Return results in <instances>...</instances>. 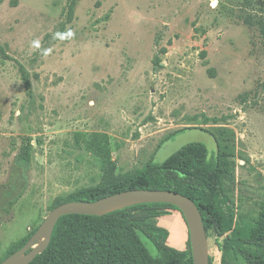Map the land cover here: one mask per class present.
I'll return each instance as SVG.
<instances>
[{"label": "rangeland", "instance_id": "374dc122", "mask_svg": "<svg viewBox=\"0 0 264 264\" xmlns=\"http://www.w3.org/2000/svg\"><path fill=\"white\" fill-rule=\"evenodd\" d=\"M192 128L226 156L225 235L208 230L211 264H243L217 242L264 235V0H0V259L57 205L142 175ZM28 142V187L5 215ZM136 236L128 260L153 264L157 250Z\"/></svg>", "mask_w": 264, "mask_h": 264}, {"label": "trees", "instance_id": "16d2710c", "mask_svg": "<svg viewBox=\"0 0 264 264\" xmlns=\"http://www.w3.org/2000/svg\"><path fill=\"white\" fill-rule=\"evenodd\" d=\"M73 6L72 1L69 5L70 12ZM201 55L205 56V53L202 52ZM18 71L25 88L28 89L26 71L21 65H18ZM210 122L216 124L218 120L203 118L202 123ZM210 135L215 140V152L209 153L202 143L188 144L163 162L151 161L142 175L124 184L80 191L63 203L92 202L128 190L173 191L194 202L201 215L207 237L210 229L217 238L224 237L219 199L225 177L226 156L220 152L215 136L211 133ZM102 143L101 141L97 147L96 153L99 158L105 154ZM32 159V147L28 142L13 158L12 168L19 188L1 209L3 214L8 215L27 190ZM13 180L12 178L9 183L11 184ZM172 211L179 212L177 208L168 204H143L101 217L81 215L62 217L54 228L47 249L30 264H131L132 262L128 260L129 254L136 246L140 247L137 232L143 234L157 250L159 256L157 260L152 261L153 264H193L189 240L187 251L170 247L167 242L169 232L155 222L157 218L167 216ZM36 230L29 232L13 250L0 259V262L21 249ZM217 245L224 259L230 258L243 264H264V235L225 236L223 242H217Z\"/></svg>", "mask_w": 264, "mask_h": 264}, {"label": "water", "instance_id": "95a60500", "mask_svg": "<svg viewBox=\"0 0 264 264\" xmlns=\"http://www.w3.org/2000/svg\"><path fill=\"white\" fill-rule=\"evenodd\" d=\"M204 134L201 139L212 149L214 138L207 132L192 129L175 137L161 151L163 162L184 146L194 143V136ZM143 204H168L179 210L188 230V240L193 264H209L208 239L198 208L189 198L165 190H128L92 202H66L53 208L25 245L6 257L0 264H30L49 246L54 228L65 216L81 215L101 217L128 207Z\"/></svg>", "mask_w": 264, "mask_h": 264}, {"label": "crops", "instance_id": "0c3cea01", "mask_svg": "<svg viewBox=\"0 0 264 264\" xmlns=\"http://www.w3.org/2000/svg\"><path fill=\"white\" fill-rule=\"evenodd\" d=\"M165 219H164L165 222H163L165 224L161 225V227L167 229V231L169 232V237L167 242L170 241L171 244L168 245L175 249H179L178 247L181 244L185 243V240H188V230L187 228H184L183 216L178 211H172L168 216H166ZM185 231H186V238L184 239Z\"/></svg>", "mask_w": 264, "mask_h": 264}, {"label": "clouds", "instance_id": "9594fccd", "mask_svg": "<svg viewBox=\"0 0 264 264\" xmlns=\"http://www.w3.org/2000/svg\"><path fill=\"white\" fill-rule=\"evenodd\" d=\"M68 34L71 35V32H69ZM33 46L34 47H39V43L38 42H33Z\"/></svg>", "mask_w": 264, "mask_h": 264}]
</instances>
